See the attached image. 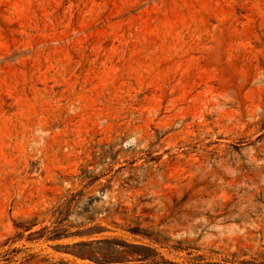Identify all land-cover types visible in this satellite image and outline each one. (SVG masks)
<instances>
[{
	"label": "rangeland",
	"instance_id": "1",
	"mask_svg": "<svg viewBox=\"0 0 264 264\" xmlns=\"http://www.w3.org/2000/svg\"><path fill=\"white\" fill-rule=\"evenodd\" d=\"M0 253L264 264V0H0Z\"/></svg>",
	"mask_w": 264,
	"mask_h": 264
},
{
	"label": "trees",
	"instance_id": "2",
	"mask_svg": "<svg viewBox=\"0 0 264 264\" xmlns=\"http://www.w3.org/2000/svg\"><path fill=\"white\" fill-rule=\"evenodd\" d=\"M36 223H34V221H29L27 224H16V227H19L20 229H22L21 231H18V234L23 235L24 232L29 231V234L27 236V240H33V239H37V238H45L47 240H53V239H59L63 236H65L67 233H69V230L62 228V227H54L53 229L50 228L49 226H45L40 230H33L35 227ZM103 228V226L99 223L95 224L94 226H92L91 228H89L87 230V234H93V233H97L100 232L101 229ZM131 231H135V230H131ZM74 234L76 235H82L83 231H78L75 232ZM23 249H19L17 247H14L11 252H16L18 253L19 251H22ZM0 256H6V254L2 255V253H0ZM28 256H31V254H28ZM82 257H88V256H83ZM90 258H94L95 256L93 254H89ZM6 260H10L9 258H5ZM98 259V258H96ZM104 261H106L108 258H106V256L103 254V258ZM30 261L31 259L26 258V261ZM60 264H67L66 262H61Z\"/></svg>",
	"mask_w": 264,
	"mask_h": 264
}]
</instances>
